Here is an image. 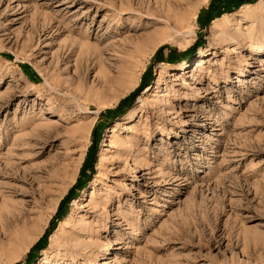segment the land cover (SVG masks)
Instances as JSON below:
<instances>
[{"label":"rangeland","instance_id":"374dc122","mask_svg":"<svg viewBox=\"0 0 264 264\" xmlns=\"http://www.w3.org/2000/svg\"><path fill=\"white\" fill-rule=\"evenodd\" d=\"M174 1L0 0V264H264V0Z\"/></svg>","mask_w":264,"mask_h":264},{"label":"bare ground","instance_id":"6f19581e","mask_svg":"<svg viewBox=\"0 0 264 264\" xmlns=\"http://www.w3.org/2000/svg\"><path fill=\"white\" fill-rule=\"evenodd\" d=\"M126 1V0H125ZM144 1H146V0H144ZM129 2V0H127V3ZM132 2V1H131ZM152 2L154 3V5H155V8L157 9V10H159L160 9V11H161V9L163 8V7H165L166 9H167V11L168 10H170V8L172 7V5H174V6H179L178 5V3H176L174 0H152ZM121 3V2H120ZM124 3V2H123ZM148 3V2H147ZM151 3V2H150ZM182 4V3H181ZM121 5V4H120ZM123 6H125V5H123ZM126 8H127V10L128 9H130V11L132 12V11H134V9L135 8H132L131 7V3H129L128 4V6H125ZM125 7H122V5L120 6V12H122L123 10H125ZM175 8V7H174ZM174 8H173V10L172 11H175L174 10ZM172 9V8H171ZM136 10V9H135ZM163 10V9H162ZM177 11H179V9L177 8ZM176 11V12H177ZM182 11V10H181ZM159 12V11H158ZM166 12V11H165ZM164 12V13H165ZM171 12V11H170ZM170 12H168V15H169V13ZM183 13H181L180 14V16L179 17H177V19L176 20H173V18H172V22H171V19L169 18L170 17V15L172 14H170L169 15V17L167 18V20H170V22L171 23H173V25H175V26H177V25H181L182 24V22L183 21H185L188 17H186V15H185V13H184V11H182ZM150 13V12H149ZM148 13V14H149ZM155 13V12H154ZM157 13V12H156ZM187 13V12H186ZM163 14V13H162ZM166 14V13H165ZM164 14V15H165ZM177 14H179V13H177ZM176 14V15H177ZM164 15H163V17H164ZM168 15H165V16H168ZM175 15V14H174ZM175 15V16H176ZM151 16V15H150ZM157 16V15H156ZM173 16V15H172ZM171 16V17H172ZM190 16V15H189ZM155 17V16H154ZM149 18H151V20L153 19V17H149ZM150 20V19H149ZM149 23V22H148ZM153 23V22H152ZM156 23V22H155ZM185 24V23H184ZM144 25V24H143ZM154 25V24H153ZM172 25V24H171ZM180 27V26H179ZM156 32V31H155ZM166 34V33H165ZM263 52V48H261V47H258L257 49H256V53L257 54H259V53H262ZM206 55H208V53L206 52V51H203V56H206ZM186 67H187V65H186ZM241 74H242V76H246V74L244 73V71H241L240 72ZM54 141H57V140H54ZM49 143H51L50 142V139L49 138H47V136L45 137V139L43 140H40V139H37V144H38V146H36V147H33L32 149L33 150H36L37 151V149H39L38 150V152L40 153V155H44L45 154V151H46V149H45V147H46V145L47 144H49ZM37 148V149H36ZM71 157V155H65V156H63V158L59 161V162H57V163H51V166L52 167H56L55 169H54V171H52L51 173V176L54 178V180L55 179H57V178H61V177H63V176H65V175H67V172H68V167L69 166H67L68 164H67V160H69V158ZM69 162V161H68ZM13 166V165H12ZM11 166V167H12ZM16 166V165H15ZM14 167V166H13ZM12 167V168H13ZM16 167H18V166H16ZM11 169V168H10ZM46 172H49L50 171V169L49 170H45ZM26 175H28V174H25L24 176H22L23 178L26 176ZM39 178V177H38ZM48 178V177H47ZM52 181V180H51ZM99 203H100V201H98L94 206H95V208H97V206L99 205ZM107 221H110V218H107L106 219ZM101 223H91V224H89L88 225V231L89 232H91L90 234H93V232H92V230L93 229H95V227H98L99 225H100ZM20 230H18L16 233H18ZM95 231V230H94ZM77 233H79V232H77ZM80 234V233H79ZM95 235H96V233H95ZM98 235V234H97ZM98 246V245H97ZM92 250H98V247H93V249ZM96 252L94 253V254H92L91 255V253L90 252H76V253H73L72 255H74L75 256V258L77 257V260H76V263L77 264H83V262H84V260L86 261V262H88V264H91L90 262H92V261H97V255L98 254H96ZM78 255H80V257L78 258ZM78 261H80V262H78ZM64 264H68V262L66 261ZM94 264H98L97 262L96 263H94Z\"/></svg>","mask_w":264,"mask_h":264}]
</instances>
